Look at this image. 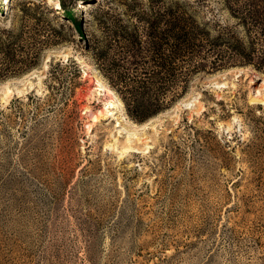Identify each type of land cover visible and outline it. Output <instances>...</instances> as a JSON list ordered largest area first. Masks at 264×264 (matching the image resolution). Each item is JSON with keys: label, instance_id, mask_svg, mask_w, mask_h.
<instances>
[{"label": "rangeland", "instance_id": "rangeland-1", "mask_svg": "<svg viewBox=\"0 0 264 264\" xmlns=\"http://www.w3.org/2000/svg\"><path fill=\"white\" fill-rule=\"evenodd\" d=\"M61 1L0 2V89L44 75L0 101V264H264V104L249 101L264 71L195 76L135 127L102 112L110 97L90 82L87 50L131 0ZM206 1L246 43L220 0Z\"/></svg>", "mask_w": 264, "mask_h": 264}, {"label": "trees", "instance_id": "trees-1", "mask_svg": "<svg viewBox=\"0 0 264 264\" xmlns=\"http://www.w3.org/2000/svg\"><path fill=\"white\" fill-rule=\"evenodd\" d=\"M216 3L242 27L246 43L206 0H131L122 14L100 25V36L87 50L99 78L134 123L169 108L195 76L231 66L264 71V0ZM202 9L209 16L199 20Z\"/></svg>", "mask_w": 264, "mask_h": 264}, {"label": "bare ground", "instance_id": "bare-ground-1", "mask_svg": "<svg viewBox=\"0 0 264 264\" xmlns=\"http://www.w3.org/2000/svg\"><path fill=\"white\" fill-rule=\"evenodd\" d=\"M5 1L7 2V4H10V0H5ZM45 3H46V7H50V8L56 7V9L59 8L61 11V7H60V4H58V2H56L54 0H46ZM83 5L79 4V7L82 9H85L86 7ZM74 58L81 65V68L83 69L82 70L83 75L85 77L89 76V74L87 72V67H85L84 63L81 62L80 58H78V57H74ZM245 69H247V67ZM251 71H255V70L251 69ZM255 72H257V71H255ZM262 75H264V74H262ZM41 77L43 78L44 75L42 74L39 76V75H36V73H32L31 75H24L23 78L16 80L12 84H8V83L5 84L0 89V101L2 102V104H7L9 102V100L11 99L12 95L19 96L28 90H32L34 87H38V90H39V88L42 87ZM31 78H35L36 80L34 82H32ZM90 82L94 85L97 95H99V96L106 95V96L110 97V99L104 103V107H103V111H102L104 113V115L105 114L109 115V110L115 109L122 116V119L126 123L135 126L134 122L130 118H128L126 116V114H124L121 101L117 98V96L114 94V92L101 79L98 78L97 75L91 74L90 75ZM263 85H264V80H263ZM216 86H217V88H220L221 86L222 87L225 86V83L217 84ZM197 99H198V96L190 97L185 101L183 100L181 104L183 105V107L185 109H189L196 104ZM249 101H250V103H253V104H264V95L262 94V92L259 88L255 89V92L253 95L250 96ZM173 109L175 110V108H172L171 110H173ZM86 112H87V109H84V113H86ZM160 114L156 115L154 118L158 117ZM154 118L147 120L146 122H144L141 125H138L137 127L141 128V129L147 128L148 125L151 124V122L153 121ZM98 121H99V119L96 116H92L89 119V123L87 124V130L89 131L91 129V126L96 124ZM140 139L141 138H137V140H140ZM128 141H129V139H128ZM135 145H136V143H135ZM145 146H146L145 147L146 149L151 147V145H149V144H146ZM132 149H134V146L126 145L125 151L126 150H132Z\"/></svg>", "mask_w": 264, "mask_h": 264}, {"label": "built area", "instance_id": "built-area-1", "mask_svg": "<svg viewBox=\"0 0 264 264\" xmlns=\"http://www.w3.org/2000/svg\"><path fill=\"white\" fill-rule=\"evenodd\" d=\"M2 1H4V0H0V2H2ZM7 5V3H5V6Z\"/></svg>", "mask_w": 264, "mask_h": 264}]
</instances>
